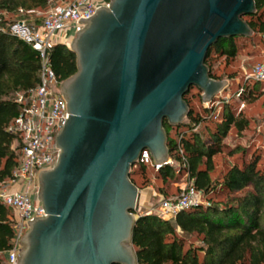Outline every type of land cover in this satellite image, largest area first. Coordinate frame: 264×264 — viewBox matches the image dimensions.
Segmentation results:
<instances>
[{
  "label": "water",
  "instance_id": "1",
  "mask_svg": "<svg viewBox=\"0 0 264 264\" xmlns=\"http://www.w3.org/2000/svg\"><path fill=\"white\" fill-rule=\"evenodd\" d=\"M255 11V0H108L79 19L76 71L60 83L68 117L55 164L37 177L44 215L28 222L17 264H137L131 167L144 149L166 165L164 120L184 121L191 87L203 103L227 87L209 75L207 52L251 36L243 17Z\"/></svg>",
  "mask_w": 264,
  "mask_h": 264
},
{
  "label": "trees",
  "instance_id": "2",
  "mask_svg": "<svg viewBox=\"0 0 264 264\" xmlns=\"http://www.w3.org/2000/svg\"><path fill=\"white\" fill-rule=\"evenodd\" d=\"M48 3L49 0H0V12H14L20 8L44 9ZM255 7V13L246 16L244 20L253 33L263 36L264 0H255ZM11 22L13 21H9ZM32 22L37 23L36 20L29 23ZM6 24L8 23L4 21L0 23ZM236 39L237 37L219 38L209 48L205 64L211 77L220 79L212 73L210 59L213 56L234 58L237 53ZM49 59L60 81L76 71V56L67 44L52 46L49 49ZM39 69L37 53L29 44L8 32L0 31V183L11 177L19 156L11 148L15 134L7 131L19 112L14 95L38 84ZM260 83L263 82L254 81L253 84ZM262 90L257 91L254 85L246 83L242 98L254 99ZM186 97L187 93L184 99L188 104ZM209 112L205 107L203 113L189 107L181 124L171 126L166 120L163 122L167 134L168 156L179 160L178 145L181 146L190 175L194 178L197 189L206 196L207 204L181 210L173 220L161 218L154 213L137 214L132 229L137 264H264V172L257 167L258 156L254 154L242 166L232 165L219 183H214L210 178L212 159L215 154L222 152L223 140L231 126H235L240 132L247 126V121L235 115L230 102L222 105L218 121L213 120ZM199 126L202 128L198 129ZM172 130L173 135L170 134ZM238 151L239 148L228 153ZM138 169L144 173L145 165L138 164ZM158 176L162 182L177 180L174 168L170 165L162 166L158 170ZM130 179L132 180L131 177ZM246 187L250 189L244 194L224 203L210 196L212 193H232ZM12 214L10 208L0 203V251L10 247L13 236L10 222ZM193 236L197 242L188 240V237ZM199 252L203 253L201 261Z\"/></svg>",
  "mask_w": 264,
  "mask_h": 264
},
{
  "label": "built area",
  "instance_id": "3",
  "mask_svg": "<svg viewBox=\"0 0 264 264\" xmlns=\"http://www.w3.org/2000/svg\"><path fill=\"white\" fill-rule=\"evenodd\" d=\"M48 5L44 12L30 10L37 14V23L17 20L8 23L6 27L0 26V31L8 32L29 44L40 61L38 84L15 93L14 101L19 106V112L7 128V131L15 134L11 148L19 156L11 177L0 183V203L13 211L10 217L13 236L10 247L0 251L1 264H17V257L22 249L19 240L28 230V222L44 215L37 199V177L40 171L50 169L55 164L58 154L55 137L68 117L67 105L60 92L61 81L50 64L49 49L56 44H66V40L82 27L83 23L79 19L91 17L97 8L107 6L108 0H61L57 5H51L49 0ZM18 12L28 10L20 8ZM247 79L264 81V53ZM54 87H59L58 91ZM243 92L244 85L235 94L240 100V109L245 107ZM220 93L210 102L203 103L210 110L209 116L216 121L220 119L222 105L229 102V97H222ZM178 154L179 160L168 156L166 161V165L174 168L177 177L176 193L169 197L159 195L154 212L148 210L145 213L170 219L181 210L207 204L201 196L202 191L197 189L194 178L190 175L180 145ZM136 163L145 166L151 164L157 171L161 168L154 164L147 149L141 152Z\"/></svg>",
  "mask_w": 264,
  "mask_h": 264
},
{
  "label": "rangeland",
  "instance_id": "4",
  "mask_svg": "<svg viewBox=\"0 0 264 264\" xmlns=\"http://www.w3.org/2000/svg\"><path fill=\"white\" fill-rule=\"evenodd\" d=\"M61 0H51V5H57ZM49 6V5H48ZM47 6V7H48ZM35 9L38 12H44L46 9ZM246 16L243 17L245 19ZM37 18V14L30 12L19 13L14 12H0V23H9V21H23L29 23ZM8 25V24H6ZM6 25H0L6 27ZM66 40L69 45L71 39ZM237 53L234 58L226 59L224 56H213L210 59V66L212 73L220 77V79L228 80L227 87L221 91L222 97H229L230 105L235 110V115L238 118H243L247 121V126L238 132L235 126H231L227 136L223 140V150L213 157V170L210 172V178L214 183H219L224 173L234 164L243 165L244 161H249L250 158L256 154L258 156L257 167L264 172V81L260 84H253L252 79H247L251 74L254 65L262 60L264 53V38L258 33H253L249 37H237L236 39ZM248 83L254 85L255 89L259 91L263 89L259 95L254 99L246 100L244 108L240 109V100L236 97V91L242 85ZM59 87H54L58 91ZM188 106L198 113H203L204 104L201 101V91L196 87H191L187 93ZM213 122H210L212 124ZM202 127H198L201 129ZM173 135V130L170 132ZM239 148L240 151L229 154L228 151ZM130 177L139 189V195L135 208V216L157 207L159 195L169 197L176 192V181L167 180L162 182L158 176V171L154 169L153 165L145 166V172L141 173L138 169V163L131 167ZM250 187H246L240 191L227 192L220 191L219 193H212L210 196L214 200L226 202L234 197L241 196ZM166 193V194H164ZM202 198L206 201V196L202 193ZM173 220V219H171ZM178 233L181 234L178 229ZM188 240L196 241V238L188 237ZM203 253L199 252V260H202Z\"/></svg>",
  "mask_w": 264,
  "mask_h": 264
},
{
  "label": "crops",
  "instance_id": "5",
  "mask_svg": "<svg viewBox=\"0 0 264 264\" xmlns=\"http://www.w3.org/2000/svg\"><path fill=\"white\" fill-rule=\"evenodd\" d=\"M70 38V37H69ZM245 102H246V100H245ZM245 105H246V103H245ZM176 192V191H175ZM170 219H173V218H170Z\"/></svg>",
  "mask_w": 264,
  "mask_h": 264
}]
</instances>
